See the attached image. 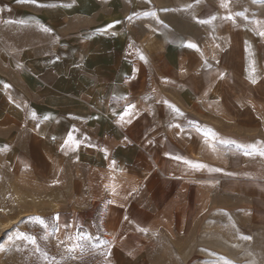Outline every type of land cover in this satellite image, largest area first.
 <instances>
[{"label":"crops","instance_id":"obj_1","mask_svg":"<svg viewBox=\"0 0 264 264\" xmlns=\"http://www.w3.org/2000/svg\"><path fill=\"white\" fill-rule=\"evenodd\" d=\"M237 4L54 0L34 6L1 1L0 133L9 138L14 130L27 131L37 141L29 144L28 153L58 155L72 176L76 169L86 171L83 182H68L93 204V214L79 218L104 234L113 233L109 223L119 222L117 232H123L124 219L146 215L144 192L171 181L155 175L153 152L142 139L184 138L188 134L178 131L188 130L190 122L205 126L206 118L221 121L217 114L234 118L246 112L249 103L238 96L246 99L261 79L264 57L254 0ZM202 37L238 39L243 61L234 49H206ZM140 117H148L147 134L141 133ZM172 143L165 142L171 153ZM112 181L122 188L113 192ZM125 186L137 192L133 201L139 204L131 209L125 208ZM128 223L135 234L143 226L139 220ZM121 243L115 248H139Z\"/></svg>","mask_w":264,"mask_h":264},{"label":"rangeland","instance_id":"obj_2","mask_svg":"<svg viewBox=\"0 0 264 264\" xmlns=\"http://www.w3.org/2000/svg\"><path fill=\"white\" fill-rule=\"evenodd\" d=\"M1 1L35 6L54 0ZM245 1L238 0L237 5ZM254 3L260 33L264 31V0ZM202 39L206 49H234L238 61H243L238 39ZM258 41L264 57V36ZM262 61L261 79L247 91L246 99L238 96L249 103L247 110L236 108L239 114L229 117L234 121L220 113L214 116L219 122L207 118L205 126L190 122L188 130L178 131L179 136L188 134L184 138L142 139L153 152L155 175L171 181L144 192L141 204L148 206L146 215L124 219L127 232H117L119 222L114 221L109 223L113 233L104 234L96 225L94 229L88 226V219L79 218V214H93V204L82 200L77 186L68 182H83L86 171L76 169L72 176L67 162L59 164L58 155L28 153L29 144L37 141L27 131L14 130L9 138L0 133V264H264V156L258 154L264 150ZM140 118L145 125L141 133L147 134L148 117ZM166 140L173 142V153L166 148ZM185 161L206 167L196 169ZM115 183L110 185L113 192L122 188ZM124 189L125 208L131 209L138 203L133 201L137 192L131 193L135 187ZM100 211L101 205L94 221L99 220ZM36 217L47 227L37 223ZM134 220L143 225L137 234L130 232L128 223ZM20 233L34 237L35 245L18 238ZM85 236L89 239H77ZM120 241L139 248L116 249Z\"/></svg>","mask_w":264,"mask_h":264},{"label":"snow or ice","instance_id":"obj_3","mask_svg":"<svg viewBox=\"0 0 264 264\" xmlns=\"http://www.w3.org/2000/svg\"><path fill=\"white\" fill-rule=\"evenodd\" d=\"M21 2H25V0H21ZM27 2H30V3H36L37 0H27ZM197 2H199V0H197ZM222 7H227V4H226V3H225V4H222ZM153 15H154V14H153ZM227 19H232V17H231V16H228ZM201 22H203V21H201ZM44 30H45V31H48V29H44ZM259 34H260L261 36H264V31L260 32ZM187 46H188V47H195V45H192V44H188ZM143 58H144V57H141V59H143ZM253 82H255V81H253ZM6 87H7V86H6ZM129 107H130V108H131V107H134V105H130ZM126 111H127V110H126ZM121 119H123V117H121ZM213 138H214V137H213ZM69 139H72V138L70 137ZM231 143H234V142H231ZM77 146H78V142H77ZM241 147H243V146H241V145H237V148H241ZM252 147H253V149L255 150V146H252ZM245 154L250 155L251 153H250V152H245ZM258 154L261 155V156H264V150H259ZM185 163H189L191 167L196 168V169H200V168L206 167L205 165H202V164H199V163H192V162H188V161H185ZM217 171H218V170H217ZM54 219L58 220L59 218L56 217V218H54ZM34 220H35L37 223H39L41 226H43V227H45V228L47 227V224H46V222H45L43 219H41V218H39V217H36V218H34ZM141 230H143V229H141ZM18 238H22V239L28 240V241H29L30 243H32L33 245H35V243H36L34 237L26 236V235L23 234V233L18 234ZM77 239L79 240V239H89V238L85 236V237H77ZM71 250H72V249H70V251H71Z\"/></svg>","mask_w":264,"mask_h":264}]
</instances>
